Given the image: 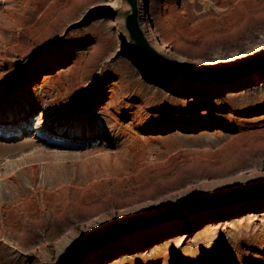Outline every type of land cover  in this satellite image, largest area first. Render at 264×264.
Returning <instances> with one entry per match:
<instances>
[{
  "label": "rangeland",
  "instance_id": "rangeland-1",
  "mask_svg": "<svg viewBox=\"0 0 264 264\" xmlns=\"http://www.w3.org/2000/svg\"><path fill=\"white\" fill-rule=\"evenodd\" d=\"M136 10L182 72L126 0H0V264H264V0Z\"/></svg>",
  "mask_w": 264,
  "mask_h": 264
},
{
  "label": "water",
  "instance_id": "water-1",
  "mask_svg": "<svg viewBox=\"0 0 264 264\" xmlns=\"http://www.w3.org/2000/svg\"><path fill=\"white\" fill-rule=\"evenodd\" d=\"M132 7L130 13L126 17V27L127 31L130 37L131 42L134 44V46L141 51V53L146 56L147 58H150L151 60L157 62L164 70L168 72H177L180 73L182 71L176 70L166 59H164L162 56L157 55L154 53L151 48L148 46L146 43L145 39L142 37L138 27H137V19H136V2L137 0H126ZM246 195H251L250 193H244L242 196L235 197V198H224V199H218L214 200L210 203L217 204V203H223V204H232L235 202H243L246 199ZM209 205V204H207ZM183 208H179L175 213L173 214H168L166 216L161 217L160 220L157 222H154V224H160L168 221H172L177 219L182 211ZM142 227L137 228V229H128V228H123L119 234L116 236H113L111 238L103 239L101 241H89L82 243L75 248L71 249L69 252H67L63 257H62V263L61 264H76L77 261L83 257H85L88 253L96 249L97 247L103 245L104 243L116 239L119 235L129 233L132 231H138L141 230Z\"/></svg>",
  "mask_w": 264,
  "mask_h": 264
},
{
  "label": "bare ground",
  "instance_id": "bare-ground-1",
  "mask_svg": "<svg viewBox=\"0 0 264 264\" xmlns=\"http://www.w3.org/2000/svg\"><path fill=\"white\" fill-rule=\"evenodd\" d=\"M103 1H106V0H103ZM104 4V3H103ZM128 7H129V9H130V11H131V9H132V7H131V5L128 3ZM8 11L9 10H7V9H4L3 10V12H2V14L3 15H7L8 14ZM138 23V22H137ZM138 25V24H137ZM147 26H149V25H147V23H145V22H139V27L141 28V29H145ZM138 27V26H137ZM152 34V33H151ZM170 45H169V43H167L166 41H163L162 43H160L159 45H158V47H159V49H161V50H163L164 48H168ZM184 60H182V59H178L177 60V62H179L180 64L183 62ZM45 78H47V77H45ZM12 108V107H11ZM170 126H169V124H166L165 126H164V128L165 129H168ZM237 221H241V219H239V220H237ZM236 221V222H237ZM234 222V221H233ZM217 227H215L214 225H208V226H206V227H204V229H203V231L202 232H204V233H211V232H213V230H215ZM186 234H188V233H186V232H184V233H180V234H178V235H176L177 237L176 238H173V239H169V241H168V244L169 243H172V242H186L187 240H188V238H189V236L188 235H186ZM171 238V237H170ZM157 246V245H156ZM161 247H155L154 249H153V251L154 250H158V249H160ZM142 253H124L123 255H122V257H119L118 259H113L112 261H109V263L108 264H119L120 262H124V261H134V260H138L139 259V257H142V255H141ZM141 255V256H140Z\"/></svg>",
  "mask_w": 264,
  "mask_h": 264
}]
</instances>
